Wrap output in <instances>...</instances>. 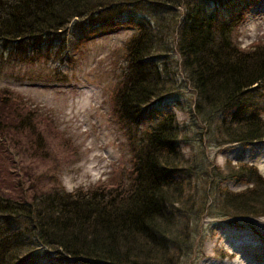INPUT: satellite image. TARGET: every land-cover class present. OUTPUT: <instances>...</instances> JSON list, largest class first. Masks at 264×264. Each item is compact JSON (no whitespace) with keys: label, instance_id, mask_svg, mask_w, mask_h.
<instances>
[{"label":"trees","instance_id":"16d2710c","mask_svg":"<svg viewBox=\"0 0 264 264\" xmlns=\"http://www.w3.org/2000/svg\"><path fill=\"white\" fill-rule=\"evenodd\" d=\"M217 1L0 0V59L28 39L59 33L116 3L143 2L156 13L153 20L127 21L134 34L114 97L131 143L128 181L89 192L59 187L19 200L0 189V264H19L39 247L102 264H183L197 252L196 240L203 242L204 218L264 216V179L252 166L189 163L174 113L155 109L156 122L139 126L144 106L177 89L180 72L214 147L264 140V45L239 49L232 25H216L207 7ZM173 47L178 69L170 71ZM17 101L0 92L1 133L11 118L6 106ZM25 120L15 127L29 126ZM229 180L248 187L232 192L222 187Z\"/></svg>","mask_w":264,"mask_h":264},{"label":"rangeland","instance_id":"374dc122","mask_svg":"<svg viewBox=\"0 0 264 264\" xmlns=\"http://www.w3.org/2000/svg\"><path fill=\"white\" fill-rule=\"evenodd\" d=\"M206 3L216 25H232V39L239 49L264 45V0ZM153 10L154 5L143 2L116 3L75 19L59 33L31 38L20 48L5 51L0 59V92L7 91L18 101L6 106L11 118L0 132L1 192L19 200L59 187L68 193L89 192L128 181L131 143L124 121L116 114L114 97L126 46L134 34L127 21L153 20ZM169 55L170 71L178 69L174 47ZM177 83V89L144 106L139 126L146 129L156 122L155 109L174 113L182 127L179 148L189 163L202 169L252 166L264 179V140L214 147L207 125L194 114L195 93L180 72ZM23 119L29 126L18 130L15 126ZM222 187L238 192L248 185L229 180ZM203 220V242L196 240L197 252L183 264L193 260L194 264H233L241 254L249 264H263L264 216ZM19 264L102 263L39 247Z\"/></svg>","mask_w":264,"mask_h":264},{"label":"bare ground","instance_id":"6f19581e","mask_svg":"<svg viewBox=\"0 0 264 264\" xmlns=\"http://www.w3.org/2000/svg\"><path fill=\"white\" fill-rule=\"evenodd\" d=\"M240 260L239 261H236L234 262L233 264H249V259L244 255V254H241V256H239ZM263 264H264V261H263Z\"/></svg>","mask_w":264,"mask_h":264}]
</instances>
